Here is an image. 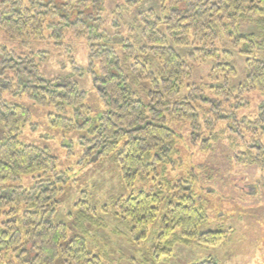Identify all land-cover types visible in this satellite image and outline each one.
Here are the masks:
<instances>
[{
    "label": "trees",
    "instance_id": "1",
    "mask_svg": "<svg viewBox=\"0 0 264 264\" xmlns=\"http://www.w3.org/2000/svg\"><path fill=\"white\" fill-rule=\"evenodd\" d=\"M112 1L120 3L111 22L106 17L108 0H0V34L17 41H44L49 31V39L59 44L66 35L87 43L88 70L105 110L79 126L94 134L85 142L90 157L116 155L132 193L116 200L115 207L130 226V240L139 243L146 240L166 199L156 187L135 194L134 185L178 155L171 119L188 122L192 141L201 140L202 150L216 140L213 131L219 123L233 124L241 137L245 129L254 142L236 160L264 169V107L255 120L237 118V111L249 106L245 95H264V60L255 58L256 51L264 50V0H158V11H143L136 19L140 35L135 39L124 35L120 22L124 12H132L148 0ZM253 19L261 29V42L254 34L238 37L240 22ZM133 30L131 26L129 31ZM223 33L236 49L244 44L241 52L248 58L247 76L239 86L229 83L230 77L237 76L236 69L227 64L226 58L220 60L214 50ZM180 47H193V60L201 56L219 61L209 76L207 90L211 96L204 86L194 85L183 100L171 102L181 95L191 77L189 64L177 52ZM65 49L71 51L70 47ZM38 56L19 54L0 43V121L9 134L0 139V264H104L105 254L96 255L86 238L76 236L68 241L66 224L51 222L65 183V174L56 170V158L46 148L22 145L17 139L30 111L15 99L28 97L40 106L73 107L76 113L89 110L86 92L78 83L69 77L46 78L39 69ZM155 62L161 67L158 76L150 70ZM73 69L80 75L85 72L77 65ZM145 83L149 86L148 101L135 91ZM68 121L62 118L54 123L64 127ZM204 133L211 137H204ZM36 174L39 180L30 189L5 185ZM177 182L174 187L170 182L168 187L182 190L186 184L189 193L168 194L159 239L171 240L168 248L164 243L157 247L156 257L171 256L174 244L191 240L213 247L227 234L223 230L199 232V227L208 222L207 210L186 179ZM199 264L217 263L210 258Z\"/></svg>",
    "mask_w": 264,
    "mask_h": 264
},
{
    "label": "rangeland",
    "instance_id": "2",
    "mask_svg": "<svg viewBox=\"0 0 264 264\" xmlns=\"http://www.w3.org/2000/svg\"><path fill=\"white\" fill-rule=\"evenodd\" d=\"M119 3L108 0L106 17L111 22L119 11ZM159 6L158 0H148L132 12H124V18L120 22L124 35L131 39L139 36L140 31L135 23L139 14L151 9L158 11ZM255 21L253 19L240 22L238 37L254 34L257 41L261 42V29ZM131 26L134 28L132 33L129 31ZM111 30L114 29L111 27ZM49 35L50 32L46 31L44 41L32 38L17 41L0 34V43L19 54H40L37 63L46 78L55 80L69 77L86 92L89 110L85 113L84 109L76 113L73 107L68 106L65 109L54 105L40 106L28 97L15 99V102L22 103L30 111L29 120L17 134L18 141L22 145L48 149L56 158L57 172L65 174L64 190L58 196L57 210L50 219L54 224H66L68 241L76 236L86 238L95 254H105L104 264H199L210 258L217 264H264V169L246 161L237 162L236 157L250 150L249 145L254 140L245 129L241 137L235 126L227 122L216 126L213 131L216 140L211 141L209 149L202 150L201 140L197 143L192 141L190 124L171 119L170 126L177 133L178 155L174 156V160L170 159L168 163L159 165L156 172L134 185L135 194L141 190L149 192L152 187L161 189V197L166 201L161 205L156 223L149 227L146 240L139 243L130 240V226L120 216L115 201L128 197L132 191L123 180L116 155L102 159L90 157L85 142L94 134L79 126L86 119L96 118L105 110L94 86L93 74L88 70L87 43L66 35L59 44L49 39ZM243 45L242 43L236 49L233 41L223 33L214 47L218 58H226L227 64L237 71V76L229 78L233 87L243 84L247 76L248 58L241 52ZM65 46L70 47L69 53ZM192 51L193 47L177 48V52L190 66L191 77L181 95L171 100L172 103L183 100L194 85L204 86L207 90L210 86V73L219 64L217 59H204L201 56L193 60L190 57ZM118 53L123 57L122 49ZM255 58L264 60V50L256 51ZM158 62L150 68L156 76L159 75V68L161 69ZM75 65L84 69L82 76L73 69ZM148 88L147 83L136 87L135 91L143 101H148ZM206 92L211 96L209 89ZM5 96L9 99V95ZM243 99L249 106L237 111L238 120H255L259 116V109L264 107V95L253 92L245 95ZM62 118L69 120L67 126L54 123ZM8 136L7 128L0 121V139ZM204 137L209 138L211 135L204 133ZM262 144L264 145V137ZM39 176H24L5 185L30 189L39 180ZM182 178L191 184L189 186L196 199L207 210L208 222L199 227V232L223 230L227 234L223 241L213 247L200 246L191 240L174 244L171 256L165 254L156 257L157 247L164 243V247L168 248L171 240L167 237L159 239L168 194L189 193L186 184V188L183 187L182 190L168 187L170 182V185L176 186L177 180Z\"/></svg>",
    "mask_w": 264,
    "mask_h": 264
}]
</instances>
